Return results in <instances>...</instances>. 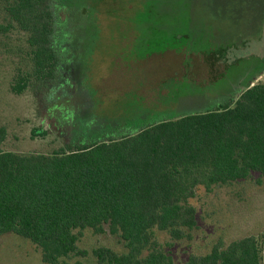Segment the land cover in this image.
<instances>
[{
	"label": "rangeland",
	"instance_id": "rangeland-1",
	"mask_svg": "<svg viewBox=\"0 0 264 264\" xmlns=\"http://www.w3.org/2000/svg\"><path fill=\"white\" fill-rule=\"evenodd\" d=\"M65 3L58 15L70 21L63 51L69 54L68 73L55 104L49 99L46 105L27 83L20 92L14 90L31 71L29 51L26 35L7 26L0 3V24L6 28L0 31V127L6 131L1 151L50 153L70 136L85 139L201 112L237 99L264 66V0ZM257 82H264V70L252 84ZM38 129L46 134L34 135ZM258 178L253 174L210 192L197 189L189 200L197 222L191 238L173 240L156 231L173 264H185L191 254L204 255L218 242L226 246L264 234V182L256 184ZM99 247L123 250L107 232L81 230L77 248L86 256L71 255L61 264H95L91 254ZM0 264L45 263L31 241L3 234Z\"/></svg>",
	"mask_w": 264,
	"mask_h": 264
},
{
	"label": "trees",
	"instance_id": "trees-1",
	"mask_svg": "<svg viewBox=\"0 0 264 264\" xmlns=\"http://www.w3.org/2000/svg\"><path fill=\"white\" fill-rule=\"evenodd\" d=\"M0 3L7 26L26 35L29 51L31 71L14 90L20 92L27 83L44 105L49 99L54 103L68 73L69 54L63 51L70 21L58 15L67 8L65 0ZM0 31H6L1 24ZM263 70L260 67L256 76ZM256 76L237 99L201 112L85 139L70 136L50 153L0 150V235L31 241L45 264L86 256L77 248L79 231L86 229L107 232L122 243L121 252L93 250L95 264H173L160 248L156 231L173 240L191 238L197 222L189 200L199 187L210 192L253 174L259 175L256 184L264 182V82L252 84ZM32 132L46 134L42 129ZM5 135L0 127V143ZM262 263L264 234L226 246L218 242L208 253L191 254L185 262Z\"/></svg>",
	"mask_w": 264,
	"mask_h": 264
}]
</instances>
